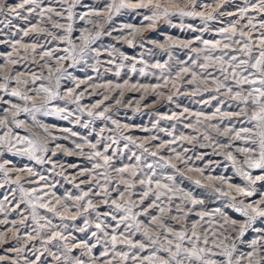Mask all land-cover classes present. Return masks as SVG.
Returning <instances> with one entry per match:
<instances>
[{
	"label": "snow or ice",
	"instance_id": "6c2138e0",
	"mask_svg": "<svg viewBox=\"0 0 264 264\" xmlns=\"http://www.w3.org/2000/svg\"><path fill=\"white\" fill-rule=\"evenodd\" d=\"M232 3L233 0H212L211 3H206L204 0H135V2L97 0L98 6H92L85 4L83 0H19L18 3L0 0V16L7 20L5 27L12 24V20L8 17L28 21L35 15L39 18L37 23L32 24L28 29H18L23 32V36H28L30 33H46V39L51 38L47 39V43L59 41L66 45L63 48L57 46L39 53L40 59L45 62L48 78L42 73L38 76L35 72L30 73V80L21 79L24 75L22 72L16 71L13 74L9 66L17 65L19 61L12 59V52L7 53L4 63L0 64V92L24 102V106H21L11 100L4 101L9 107L4 108V115L0 116V158L6 154L26 157L36 165H51V171L60 176L64 175V166L58 165L53 158L61 150L64 155L76 154L91 162L90 167H81L79 164L68 165L70 168L79 169L70 183L75 181L77 176L84 177L79 183L73 184L80 194L73 196L67 193L60 197L52 193L53 202V199H45L50 193L44 189H54L56 184L39 185L40 181L48 180L47 176L36 171L34 167H16L12 161L0 159V180H2L0 187L15 185L11 189V196L12 200L17 202L12 210L17 211L21 225H26L29 215L31 216L32 223L36 225L33 229L35 236L28 233V239L42 241L43 251L37 249L36 253H33L35 260L27 261V264H41L45 253L51 257V261H46L45 264H264V191H259L256 187L258 183L264 184V0H255V2L243 0L242 5H234L232 10H227V6ZM77 8L83 10L78 12ZM138 9L147 10L143 15V20L148 21L146 25L123 24L118 28H108L112 25L115 16L120 15L122 11ZM22 12H27L28 15L22 16ZM173 17H178L181 21L185 18L199 20L200 26L192 24L185 26L183 23L179 25L181 30L186 27L187 31L196 33L194 36L187 39L169 36L164 44L159 45L161 49L167 46L169 49L183 48L195 53L194 59L189 57L190 66L186 62H181L183 66L174 77L169 74L164 78L163 86L129 84L127 80L122 84L107 81L97 85L106 90L120 89L121 96L125 87H131L137 90L143 89L145 92L151 89L157 97H160L164 93L158 89L167 87L171 83L174 91L170 90L167 95L169 102H173V96L176 94H190L195 97L203 96L205 93L209 94L208 99L202 101L205 105L211 106L212 101L217 102L215 111L210 115L203 111L190 112L185 107L183 112L179 114L173 112L171 116L166 117L178 120L184 113H190L195 117V125H184L185 128H194L195 134L181 133L175 136L169 132L168 135L172 136V139L159 144L160 149H167L172 154L166 158L159 151H150L144 143H137L132 136L125 135L119 121L107 115L110 112L108 107L99 110L103 100L93 103L90 107L81 105L80 100L84 91L77 93V89L81 84L94 78L88 76L85 79H78L62 65L65 61L71 62L69 68L89 65L93 71L99 73L100 65L107 63L116 65L115 76L120 77L121 69L125 67L123 61L128 57L119 53L122 59L116 64L118 49L114 45L101 48L98 42L102 37L112 36L113 32L119 31L129 46H132L133 39L145 27L153 29L160 20H166L171 24ZM225 17L231 19L225 21L223 19ZM4 20H0V23H4ZM77 21L82 22L79 29L76 27ZM216 23L221 26L212 28L211 25ZM125 30H127L126 35ZM209 32L215 34L214 38H205V34ZM0 43L6 41L0 40ZM17 45H20L25 52L30 49L33 53H36L38 47H44L37 42L22 44L21 40H15L10 46L17 54H19ZM57 52H62L63 55H56ZM105 52L109 59L101 61L100 57ZM52 59L56 60V65L49 63ZM90 61L94 63L90 64ZM152 67L161 69L163 73L167 65L156 62ZM131 71L133 73L137 71L135 64L131 65ZM140 75H147L144 68L140 69ZM186 76L190 78L185 81ZM45 79L47 83H41L39 87L27 88L30 83L35 85L37 80ZM61 80H70L74 85L66 89L63 95L59 91ZM13 82L15 87H10ZM178 82L191 86L190 91L181 92L180 87H177ZM28 91L40 97L41 102L37 104L34 97L28 95ZM221 97H227V100ZM2 99L0 97V100ZM64 99L76 104L79 112H87L88 117L91 118L83 123L82 127L88 128L96 119L111 121L116 126L112 131L117 135L104 137L106 125L99 129L98 139L95 142L90 141L87 136L72 131L71 128L62 129L70 135L63 137L54 135L50 130V127L54 126L38 121L36 114L55 113L59 114L61 119L69 120L74 113L67 108V105L49 107L52 101ZM141 99L144 97L141 96ZM229 101L237 103L233 105L228 103ZM29 103H31L30 107ZM116 103L119 104L120 100L117 99ZM224 106L235 110H222ZM21 113L31 117L32 127L37 131H29L25 122L17 118ZM233 117L244 118L238 121L240 127L232 122ZM217 118V123H211ZM75 120L79 123L81 117L76 116ZM224 120H228L229 123L222 127ZM128 128L129 125H123V129ZM199 128H203L204 131H199ZM16 129H23L26 134L21 135ZM209 129L227 139L221 142ZM143 130L148 131V129ZM70 137H79L81 142L72 140L74 147L71 149L58 142L61 139L69 140ZM151 139L156 140L158 137L153 136ZM105 140L109 143H104L101 150L99 145ZM121 140L125 141L123 149L127 150L133 145L141 150L140 155L133 152L129 157V159L135 158V164L115 166L114 158L120 151ZM178 141L188 144L197 143L201 148L215 145L213 152L223 155L230 161L236 174L245 183L233 184L224 176L205 177L203 168L189 165L191 157L186 155L188 148L179 145L181 150L178 151L177 147H173ZM237 141L240 143L236 144ZM113 145L117 147L113 149ZM234 145L235 153L243 157L242 162L233 154ZM85 146L89 148L88 152H85ZM110 150L111 155H109ZM149 156L153 158L152 162L145 163ZM196 158L203 159V155ZM180 163L184 164L187 172L199 173L201 177L212 182L210 195L218 194L217 198L227 196L224 206L212 210L201 208L195 213L198 219L190 221L189 214L197 205H203L205 201L181 187L185 179L193 181L197 186H201V180L187 176L185 170L178 166ZM57 167H60V172H55ZM167 169L171 171H166ZM254 170H259V174L254 175ZM113 172L118 178L116 183ZM13 173H16L14 177ZM21 174L38 177V180L29 179L22 182ZM217 180L226 185L227 190L215 186ZM25 183H36L39 186L26 188ZM82 184H87L89 187L85 190L80 187ZM137 185L140 186L138 200L132 198L136 195ZM121 186H123L122 190ZM233 189L235 194H230ZM113 192L117 193L119 199L113 197ZM17 193H19L18 200ZM257 195L259 199H249L247 202L244 199H237V197L251 198ZM96 197L101 198L98 203L94 200ZM12 200H9L7 195L0 199V214L8 212L6 202L11 203ZM145 201L148 203L145 204ZM21 205L26 207L22 209ZM101 207L107 210L101 212ZM227 208L238 213L242 219L229 216L225 211ZM37 209H46L62 220L75 221L83 217V227H80L79 231L87 232L94 224L95 231L91 232V237L95 242L77 239L71 233L65 235L63 231H50L46 237L43 236L42 232L45 228L56 226L52 225L51 220L46 216H41ZM149 209H153L155 214ZM25 212L28 215H25ZM117 213L120 215L118 216ZM141 216L147 217V222L141 219ZM108 220L115 222L114 225L107 223ZM8 223H11L12 227L7 231L11 232L15 228L16 232H19L15 220L11 222L7 219L0 220V224ZM258 223L259 227H257ZM69 227L67 223L63 225L64 229ZM249 231L256 233V236L247 243L251 250L237 255L236 239L244 243ZM233 233L237 234L236 239H233ZM137 236L140 239H137ZM4 240L5 234L0 233V242ZM53 242H59L56 244L57 251H52L48 247ZM97 248L101 249L98 253L94 252ZM12 250L23 251V249ZM77 252L78 255L75 254ZM84 256H87V259H83ZM6 259L7 257L0 256V262ZM13 264L16 262L13 261Z\"/></svg>",
	"mask_w": 264,
	"mask_h": 264
},
{
	"label": "rangeland",
	"instance_id": "374dc122",
	"mask_svg": "<svg viewBox=\"0 0 264 264\" xmlns=\"http://www.w3.org/2000/svg\"><path fill=\"white\" fill-rule=\"evenodd\" d=\"M19 0H9V3H18ZM85 4L92 5V6H98L97 0H83ZM132 2H135V0H132ZM206 3H211L212 0H204ZM255 2V0H253ZM243 0H233L232 4H229L227 6V10H232L234 5H242ZM83 9L77 8V11H82ZM147 10L145 9H138L136 11L131 10H125L122 11L120 15L115 16L112 25H109L108 28L111 27H120L123 24H133L140 26L142 23L146 25L148 21L143 20V15L146 13ZM139 13V14H138ZM27 12H22V16H27ZM254 15V14H253ZM8 19L12 20V24L8 27H5V24L7 23V20H4L3 16H0V20H4V23H0V40L6 41V43H0V64L4 63L5 58L7 57V53L12 52V59L18 60L19 63L17 65H10L9 69L13 71V74H15L16 71L24 73V75L21 77V79H29L30 80V73L35 72L36 75H41L45 78H48V71L44 67V61L40 59L39 53L44 50H51L59 46L60 48H63L66 46L62 42L54 41L53 43L49 44L47 43V39H51L50 37L46 36V33H30L28 36H23V32L19 31L18 29H28L32 24H35L38 22V17L35 15L31 16L28 21L24 19H17L13 17H8ZM225 21L228 19H231L230 17L223 18ZM183 23L185 26L188 24L200 26L199 20H193L189 18H185L183 21L180 20L178 17L172 18V23L169 24L166 20H160L156 23L155 28L148 29L144 28V30L138 34L133 39L132 46H129V44L126 42V40L121 36V33L119 31L113 32L112 36H104L102 37L101 41L98 42L99 46L101 48L112 46L114 45L116 49H118V52L116 54V64H119L121 62L122 57H120L119 53H123L125 56L128 57L127 60H124L123 63L125 67L121 69V75L120 77L115 76L116 65H109L107 63H102L100 65V71L99 73L92 70V68L89 65H77L75 68H69L68 65L71 63L70 61H65L62 65L64 68H67L68 71L78 79H85L88 76L93 77L94 79L91 81H88L85 84H81L80 88L77 89V93L80 91H84V95L82 96L80 100V104L83 106L90 107L93 103H97L101 100H103V104H101V108L99 110H102L104 107H108L110 109V112L107 113V115H111L114 120L119 121L122 131L125 135L132 136L137 143H144L145 147H148L150 151H159L161 155H164L166 158L170 155L167 151V149H160L158 146L162 141H168L172 139V136L168 135L169 132H171L175 136H179L181 133L185 135L189 134H195L194 128H185V124H193L195 125V117L190 115V113H184V115L180 116L178 120L176 119H167L166 117H169L172 115L173 112L175 113H181L183 112V108L187 107L190 112H199L203 111L205 114L210 115L212 112L215 111V106H217L216 101L211 102V106L205 105L202 101L207 100L209 97L208 93H205L203 96H191L190 94L180 95L176 94L173 96V102H169L167 100V95L171 91H174L172 89L171 83L168 84L167 87H161L158 89V91H161L164 93L163 96L157 97L154 92L149 89V91L145 92L143 89L137 90L133 89L131 87H125L123 96L120 95V89H110L106 90L103 87H97V85H101L106 83L107 81H112L113 84L115 83H123L125 80L129 81V84H144V85H156L160 84L163 86L164 84V78L168 77L169 74L171 76H175V73L180 69L181 62H186L187 65L190 66L191 61L189 60V57L195 58L196 54L189 52L187 49L183 48H167L165 46L164 49H161L159 46L160 44H164L167 37L171 36L173 38H179V39H187L192 36H194L196 33H192L187 31L186 27L184 30H181L180 24ZM82 22L77 21L76 27L79 29L81 27ZM220 24H212L211 27H219ZM78 35V32L76 33ZM127 34V30H125V35ZM214 33L209 32L205 34L206 39H212L214 38ZM117 37H121L120 39H116ZM22 38V39H21ZM219 38V37H215ZM131 39V38H130ZM15 40H21L22 44H31L33 42H37L38 44L43 45V48H37L36 53H33L30 49L25 52V50L20 47V45H17V48L19 49V54L16 52H13L10 43ZM93 47H97V45H93ZM171 53V55H169ZM56 55H63L62 52H57ZM101 61H107L109 59L107 53H103L100 57ZM156 62H160L161 64H166L167 67L163 70L154 68L152 65H154ZM49 63L56 65V60L52 59L49 61ZM94 63V61H90V64ZM135 64L137 71L133 73L131 71V65ZM147 66V67H146ZM111 69V71H106V69ZM144 68L147 72V75H140V69ZM9 69H6L8 71ZM218 74V73H217ZM190 77H184V80L186 81ZM47 79L41 81L37 80L35 85L29 84L27 86L28 89L39 87L41 83H47ZM55 83L53 78V84ZM10 87H15V83L13 82ZM74 87L72 81L70 80H61V86H60V93L61 95L64 94L66 89ZM177 87H180L181 92L188 93L190 91L191 86L187 85L186 83L181 84V82L177 83ZM86 89V91H85ZM28 95H32L35 99V102L39 104L41 102L40 97H36L35 93L32 91H28ZM141 96L144 97V99H141ZM0 97L3 99L0 100V116H3V109L6 107H9V105L5 104L4 101L11 100L13 103L20 104L21 106H24V102L17 100L14 97H9L5 95L3 92H0ZM107 97V99H105ZM222 99L227 100V97H221ZM120 100V103L117 104L116 100ZM228 103L235 105L237 102L235 101H229ZM54 105H59L61 107H64L67 105V108L74 113L72 117L69 118V120H63L60 118L59 114H52V115H43L41 113L36 114V118L38 121L49 125L54 126L50 127V130L54 133V135L58 137H63L65 135H70L69 133H65L62 131L64 128H71L72 131L79 133L81 136H87L88 139L92 142H95L98 139L99 129L101 127L107 126V130L103 133L104 137L108 136H114L117 135L113 129H115V125L111 123V121H104L100 119L94 120L92 123L89 124L88 128L82 127L83 123L88 122L91 120L90 117H88L87 112H79L77 110L76 104L68 102V100H54L52 101V104L49 106L50 108ZM179 105V107L177 106ZM31 106V103L28 105ZM138 109V110H137ZM222 110L225 111H233L235 108L229 109L226 106L223 107ZM80 116L81 120L79 123L76 122L75 117ZM9 118H11L9 116ZM19 120H22L25 122V124L28 127L29 131L35 132L37 129L32 127V120L31 117L26 113H21L18 117ZM203 119V117H201ZM244 119L242 117H233L232 122L237 124V127H240L241 125L238 123L239 120ZM159 122V123H157ZM218 118L211 121V123H217ZM228 120H224L222 127L226 124H228ZM129 125L128 129H123V125ZM174 126V127H173ZM244 126H250V125H244ZM198 127V126H195ZM143 129H148V131H145ZM17 132H19L21 135H25L23 129H16ZM199 131H204L203 128H199ZM209 131L212 132L214 136H217V138L224 142L227 137L225 136H218L217 133H215L214 130L209 129ZM153 136L158 137V139L153 140L151 139ZM76 140L77 142H81L79 140V137H70L69 140H63L61 139L60 143L65 144L69 149L73 148L71 141ZM104 143H109V141L105 140L103 143L99 145V148L102 150ZM125 141L121 140L117 156L114 158V164L115 166H122L124 164H135L136 160L133 157L132 159H129V157L132 155V153H136V155H140V149L136 148L133 145H130L127 150L123 149V144ZM240 142L237 141L236 144H239ZM179 145H182L184 148H188L189 151L186 153L187 156L191 157V160H189L190 166H198L204 169L205 177L206 176H224L229 178L230 182L233 184H243L245 181L236 174L235 169L232 167V164L230 161L226 160L223 155L215 154L213 152V147H199V144H188L184 141H178L176 145H173V147H177V150H181ZM192 145V146H191ZM52 145H50L51 147ZM117 146L113 145V149H115ZM85 152L89 151V148L85 146L84 148ZM223 151V150H218ZM111 150L109 152V155H111ZM233 154L238 156V161L242 162L243 157L237 153H235V145L233 147ZM203 155V159H197V156ZM0 159H7L12 161V164L16 167H24V166H31L36 169V171L42 173L43 175L48 177L47 181H40L39 185H43L45 183L52 184L55 183L56 187L54 189H48L45 188L44 191L49 192V196L45 199H53L52 193L55 194V196L63 197L67 193H71L73 196L79 195V190L73 186L74 183H79L80 179H84V177L77 176V179L73 182H69L72 180L73 176H76L79 169L78 168H70L68 165L70 164H79L81 167H90L91 162L88 161L85 157L78 156L76 154L73 155H64L63 151H59L58 155L54 157L53 159L56 161L58 165L64 166V175H55L53 171H51V165L45 164V165H36L34 162L29 161L26 157L21 156H15L11 154H6L4 157ZM153 160L152 157H148L145 163H151ZM178 166L185 170L184 164L180 163ZM60 167H57L55 169V172H60ZM147 171V169H145ZM159 171V170H158ZM166 171H171V169H167ZM185 174L187 176L193 177V179H200L201 180V186H197L193 181L185 179L183 184L181 185L182 188H184L186 191H191L194 196L197 198H203L204 204L203 205H197L195 209L192 210V212L189 214V220H196L198 217L195 215L196 211H199L201 208H206L208 210L215 209L217 207H223L224 204L227 202L228 197L227 196H220L217 198L218 194L210 195L212 188V182L205 179L204 177H201L199 173L196 172H187L185 170ZM253 174H259V170H254ZM16 175V173H13V177ZM114 177V183L117 182L118 178L116 177V174L112 173ZM21 179L23 181H27L29 179L31 180H38V177H28L26 174H21ZM103 182V181H102ZM0 183H2V180H0ZM36 183L28 184L25 183L26 188H32V187H38L39 186ZM215 186L222 187L227 190V186L222 184L220 181H215ZM15 185H5L4 187H0V199H3L4 196H8L9 200H12L11 196V189L14 188ZM81 188H84L85 190L87 187H89L87 184H82L80 186ZM121 186V190H122ZM259 191H264V184L258 183L257 186ZM140 192V186L137 185L136 189V195H134L132 198L138 200V195ZM230 194H235V190L233 189ZM17 195V200L19 198V193ZM113 197L119 199L116 192L112 193ZM101 198L96 197L94 198L95 202H99ZM238 200L244 199L246 202L249 199H259V196H254L251 198L248 197H237ZM16 200H12L11 203L6 202V207L8 209V212L6 214H0V220L7 219L9 222L15 220L16 221V228L19 229V232H16V229L14 228L13 231L9 232L7 231L8 228H11V223L8 224H0V233L5 234V240L0 242V256L7 257L6 260L0 262V264H13V261L16 262V264H27V261H34L35 255L33 253H36L37 249H40V251H43L42 247V241L38 239H28V233H31L32 236H35V232L33 229L36 227L31 221V216L29 215L28 221L26 225H21L19 223V216L17 215V211H13L12 209L15 207ZM71 203V201H69ZM148 202L145 201V204ZM178 203V201H176ZM25 205H21V208H25ZM189 207H191L189 205ZM57 208L59 206L57 205ZM107 210L105 207H101L100 211L103 212ZM139 210V209H137ZM38 213L41 216H46L49 220H51L52 225H55V228H52L51 226L45 228L42 232L43 236H47L50 231H63L65 235H68L69 233L72 234V236L76 237L77 239H86L90 243H94V238L91 237V232L95 231L94 224L88 229L87 232H80L79 228L83 227V217L78 218L75 221L71 220H62L60 217L54 215L51 212H48L46 209H37ZM75 211V209H73ZM150 212L154 213L153 209H149ZM225 211L228 212L229 216L235 217L237 219H242L238 213H235L231 208L225 209ZM25 215H28L27 212L24 213ZM175 214V212H173ZM87 215V214H85ZM119 216L120 214L117 213ZM141 219L145 220L147 222V217L141 216ZM207 219V218H206ZM170 223H174V221H169ZM41 223H45V221H41ZM69 224L70 227L67 229L63 228L64 224ZM107 223H111L114 225L115 222L108 220ZM74 225V226H72ZM259 223L257 224V227H259ZM123 227V226H121ZM207 227V225H205ZM110 230V229H109ZM233 239H236L237 234H232ZM256 236V233L253 231H249L246 235L245 242L241 243L238 239H236L238 252L237 255L240 252H248L251 249L248 248L247 243ZM137 239H140L139 236L136 237ZM59 242H53V244L48 245L49 248L52 249V251H57L56 244ZM12 249H23V251L17 252ZM101 249L97 248L94 250V252L98 253ZM38 254V253H37ZM79 254V252L75 253ZM83 259H87V256L82 257ZM50 262L51 257L45 253V257L42 258L41 264H45V262Z\"/></svg>",
	"mask_w": 264,
	"mask_h": 264
},
{
	"label": "bare ground",
	"instance_id": "6f19581e",
	"mask_svg": "<svg viewBox=\"0 0 264 264\" xmlns=\"http://www.w3.org/2000/svg\"><path fill=\"white\" fill-rule=\"evenodd\" d=\"M192 146V145H191Z\"/></svg>",
	"mask_w": 264,
	"mask_h": 264
}]
</instances>
